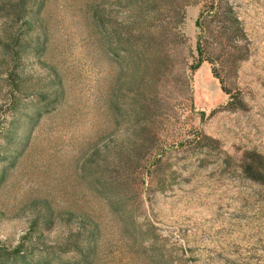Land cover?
Returning <instances> with one entry per match:
<instances>
[{"label": "rangeland", "instance_id": "374dc122", "mask_svg": "<svg viewBox=\"0 0 264 264\" xmlns=\"http://www.w3.org/2000/svg\"><path fill=\"white\" fill-rule=\"evenodd\" d=\"M21 1L0 0V250L36 261L85 227L99 230L86 264H264V181L242 169L264 156V0H230L247 58L220 69L229 93L199 63L207 0H26L27 17ZM120 152L134 166L119 211L104 186ZM59 256L47 264H77Z\"/></svg>", "mask_w": 264, "mask_h": 264}, {"label": "trees", "instance_id": "16d2710c", "mask_svg": "<svg viewBox=\"0 0 264 264\" xmlns=\"http://www.w3.org/2000/svg\"><path fill=\"white\" fill-rule=\"evenodd\" d=\"M25 1L26 0H22L19 6L20 10L18 13L20 17H27V15L30 14L29 10L26 8L27 3ZM152 9H154V6H149V11ZM36 13L37 12L32 11L31 18L33 21L28 20L26 22V33H29L31 28L34 27L35 22L37 21ZM96 14L99 15V12H96ZM105 18L106 17L103 14L100 16L102 25L105 24ZM197 26L199 28L197 42L199 63H210L213 66L214 75L221 80L225 92L229 93L228 90L224 88V78L222 74H220V69H227L228 67H231V65L237 66L247 58V54H245V52L243 53L246 48H244L242 44L247 40V33L240 15L230 0H207L206 5L203 7V10L197 19ZM106 35H108L107 39L109 42V48L115 56V36L117 37L115 28H112L111 31ZM6 37L11 43L6 45L7 53L12 56L14 61L15 59L18 60L19 54L14 48H17L18 50L24 49V47H26L25 42L16 34L15 31H12ZM36 46V52L43 49V43L40 39L37 40ZM126 49L129 50L131 48L127 47ZM56 94L57 96L52 99V104H49L52 100H47L45 103L51 106L54 104V102H58L62 96L61 90ZM42 101L43 99H39L41 107L37 112L38 116L36 120L42 115L43 111H45ZM239 101H241V99ZM137 112V117L142 116L144 113L143 106H141ZM12 125L13 122H10L9 130H11ZM205 139L208 138L206 137ZM117 158L120 166H117L115 169H120L117 174H121V176H119L120 178H115V184H107L104 186V188L105 191L110 194V196L115 198L113 200L114 202H112V206L115 208V210L120 211L125 207L124 196L129 186V184L124 180V176L126 172H131V169L134 166V159L131 154L125 152H120ZM85 169L88 172H95V168L92 166V164H89V166L86 165ZM242 169L250 179L257 182H263L264 156L254 152H249L243 159ZM131 225L134 231L137 233L139 227L134 220L131 221ZM82 229L79 230L75 240L71 239L69 243L61 247L59 252H56V254L54 253V255L53 253L47 252L38 260L31 261L30 255L22 254L21 250L16 252L14 251L13 253L0 250V264H47V260L49 259L57 257L58 259H61L59 255H61L62 252H66L68 250L75 253L77 264L89 263V261L92 260L96 254L99 230L93 229L87 231L85 227ZM82 236L85 237L84 242H81Z\"/></svg>", "mask_w": 264, "mask_h": 264}]
</instances>
